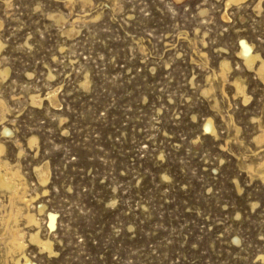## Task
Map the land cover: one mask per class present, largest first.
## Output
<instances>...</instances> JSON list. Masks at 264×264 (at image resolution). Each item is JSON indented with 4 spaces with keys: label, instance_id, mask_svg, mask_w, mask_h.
<instances>
[{
    "label": "rangeland",
    "instance_id": "obj_1",
    "mask_svg": "<svg viewBox=\"0 0 264 264\" xmlns=\"http://www.w3.org/2000/svg\"><path fill=\"white\" fill-rule=\"evenodd\" d=\"M227 1L0 0V158L56 250L27 237L33 264H264V81L239 56L264 57V0ZM8 200L0 264L37 228Z\"/></svg>",
    "mask_w": 264,
    "mask_h": 264
},
{
    "label": "bare ground",
    "instance_id": "obj_2",
    "mask_svg": "<svg viewBox=\"0 0 264 264\" xmlns=\"http://www.w3.org/2000/svg\"><path fill=\"white\" fill-rule=\"evenodd\" d=\"M232 1L240 2L243 0H228L226 4L229 5ZM257 7L261 9V0L257 4ZM2 46H3V43H1L0 41V49L2 48ZM239 56L243 59V61L248 67L250 68L257 67L256 68L257 72L260 78L264 81V57L259 52L253 51L252 45L245 39H242L240 41ZM226 67H229V64L228 62L223 61L222 62V73L224 72ZM1 68H0V74H2L3 76L10 73L9 68H6L4 70ZM235 85H236L237 92L243 93L245 96L244 99L247 100V94L243 90L241 84L238 81H235ZM49 97L51 96L49 95ZM31 99H32V103L34 104L41 103L42 101V97H40L39 95H31ZM2 103L4 104V102ZM205 130L211 131V132L216 131L213 120L211 118L207 120L205 124ZM3 132L8 133L9 129L4 128ZM255 139L257 141L264 140V127H262L261 132L255 136ZM35 141H36V138L32 137L29 142L31 144ZM3 150H4V147L0 143V154ZM15 167L11 164V162L2 160L0 158V189L2 191H7L9 193L8 201H10V208H11L10 211L7 212V214H5L4 217L1 219H5L6 222L9 221L10 219H14L15 221H17L19 216H22L27 220V223L29 225H34L37 227L35 228L33 232L27 233L22 228L15 226L16 228H12L10 230V235H9L10 241L8 244L10 251H12L13 254L16 253L15 257H13L14 264H33L30 258L28 257V255L24 251L27 245V242H26L27 237L32 244L37 245L40 248V250H42L43 252H48L49 254H55L56 250L54 247L55 246L54 242L50 239V237L47 238L41 235V230H40L41 223L39 222V218L37 217V215L32 210H30V208L27 209V211L25 212L23 211V206H30L32 202L34 203V201L37 200L38 198L37 196L39 194L37 193V195L28 196L27 192L25 191V188H26L25 185L27 186V182L25 184L23 180V176L19 171L20 169H18L17 167L15 168ZM40 173H41V179H42L41 181H44L47 176V173L45 170H42V169L40 170ZM263 179H264V175H263ZM38 210H39L38 212H42L44 210V205L40 204L38 206ZM49 218H50V226L53 227L54 220H55L54 214L50 213ZM262 258L264 260V256H262Z\"/></svg>",
    "mask_w": 264,
    "mask_h": 264
}]
</instances>
